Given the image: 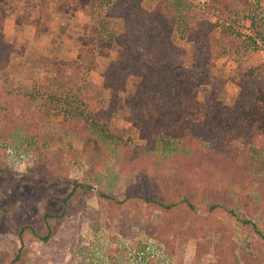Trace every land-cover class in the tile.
I'll return each mask as SVG.
<instances>
[{"label":"rangeland","instance_id":"374dc122","mask_svg":"<svg viewBox=\"0 0 264 264\" xmlns=\"http://www.w3.org/2000/svg\"><path fill=\"white\" fill-rule=\"evenodd\" d=\"M253 1H250L251 12L239 15L230 24L237 34V40L242 44L233 53L221 50L222 54L209 64L206 77L200 78L199 87L188 94L179 95L177 112L182 111L186 120L175 122L167 133L149 128L160 114L156 107L160 106L162 96L147 94L141 108L135 107L133 112L129 107L123 106L121 100L132 94L135 82L128 81L125 93L118 94L120 100L117 101L115 111L110 114L107 125L108 131H116L118 141L106 151L99 164H92L88 160L81 150V141L70 135L59 116H54L50 111L47 116L43 115L44 109H38L40 101L25 105L26 111L19 108H23L22 102L17 104L18 108L12 107L15 109V124H33L27 136L25 133L21 135L23 143L31 144V159L23 165H14L4 158L0 144V170L6 168L5 174L0 176V264H264L263 241L253 232L244 229L237 220L243 217L253 220L264 237V207L256 210L249 208L247 211L240 205L245 196L264 201V183L258 180L264 173L261 169H254V174L251 175L254 178L250 181V175L239 170L229 182L222 181L219 164L223 158L228 159L230 167H236L234 155L239 157L246 149L241 140L232 138L234 134L226 133V129L214 128L205 142V125L198 120L196 114L199 105L211 104V93L215 94V103L226 107L230 105L237 95V89L229 79L232 72L237 67H255L264 63V58L259 53L260 48L254 49L248 45L251 33L247 17L252 14L264 15V0H258L257 8ZM155 2L156 0H143V10H151ZM192 5L200 10L204 21L215 23L214 15L221 22L215 9L205 11V0L203 5H200L199 0H192ZM52 7V3L48 4L45 13L48 34H36L35 41L43 42L44 46L49 43L48 52L51 53L53 37L58 34L65 36L64 43L61 42L55 54L61 60L68 61L75 51L74 36L80 26L92 25L94 20L84 14H76L62 21ZM252 8H255L254 12ZM20 9L21 5L17 4L16 10ZM35 16L36 12L33 11L31 17ZM222 24L229 25L227 21ZM120 25L119 21H113L109 31L117 33ZM218 30L216 29L217 32ZM189 37L188 41L175 40L173 49L184 69L189 67L193 41L196 39L195 34ZM17 55L21 58L23 56L20 52ZM25 56L24 61L16 58L12 64L17 63L19 68L25 69L24 72H27L31 80L30 90L37 84L54 86L46 78L48 74L41 72L48 59L39 58L35 53ZM115 57L116 49L103 53L95 59V63L86 60V63L93 64L95 68L88 80L90 84H93L90 81L99 83L103 80L106 66ZM16 69L10 68L6 75H14ZM69 72L66 71L67 76ZM9 76L4 79L5 83L13 78ZM93 85L99 87L101 84ZM30 90H27V94ZM109 98L108 91L101 93L99 106L103 110L111 109L108 107ZM27 110L32 115L31 120ZM197 121L202 125L200 130L193 125ZM143 127L150 129L148 134L140 132ZM154 130L162 132L165 139H173L172 143H177L179 148L187 145L190 153L192 151L197 154V165L205 171V176L208 173L215 175L210 183L198 185L200 190L194 196L192 210L177 205L168 212H163L146 205L138 198L153 197L159 192L158 187L170 192L175 188V183L157 182L175 175L174 168L177 165L173 163V156L179 154L161 152L160 138ZM147 146L148 149H154V154L159 157V163L162 164L159 173L153 172L151 167H147V176L134 170L117 172L118 161L125 150L141 147L151 152ZM184 150L187 153L186 147ZM238 163L241 168L246 166L241 158H238ZM75 183L88 185L90 189L85 194L76 193L74 198H67L64 202L63 197ZM99 191L124 202L120 206L107 205L103 200L98 201ZM178 194L181 195V191ZM190 194L193 195L192 192ZM212 198L226 210L233 211L236 217L227 213L204 211L203 203L210 202ZM237 201L240 203L237 204ZM44 213H62L60 222L48 223L54 228L52 237L45 243L28 236H23L19 241L15 236L16 231L24 224L33 226L39 234L45 232L41 222V215ZM160 225L170 229L167 239L172 242V251L169 253L166 249L168 255L161 245L147 237L149 231L155 232ZM139 253H142L141 259Z\"/></svg>","mask_w":264,"mask_h":264},{"label":"trees","instance_id":"16d2710c","mask_svg":"<svg viewBox=\"0 0 264 264\" xmlns=\"http://www.w3.org/2000/svg\"><path fill=\"white\" fill-rule=\"evenodd\" d=\"M142 1L0 0V71L7 67L11 51L10 45L3 39L2 25L17 4L21 5V9L20 13L14 16V24L17 27L31 26L41 35L48 34L45 13L50 3L55 14L62 21L71 18L75 12L86 13L94 20L92 25H82L77 32L75 36L77 51L71 61L61 60L55 54L58 46L57 38L60 34L52 40V54L44 70H52L55 78L54 86L36 85L29 94L24 95L23 92H14V87L6 83L5 93L0 97V144L6 161L15 163L20 155L24 156L30 152L31 144L23 143L21 135L25 133L24 135L27 136L33 124L31 122L28 126H18L13 117L15 109L12 107H17L20 102L23 106V108L19 107L21 111H26L25 105H33L40 101L38 109H44V116H47L49 111L54 116H59L70 135L81 141V150L92 164L102 162L106 151L110 150L111 146L114 147L115 142L118 141L116 131H108L107 125L110 114L115 111L117 101L120 100L118 94L125 93L129 80L135 81L132 85V94L121 102L123 106L129 107L131 112L135 107L141 108L147 94L162 96L160 106L156 107L159 108L160 114L155 117L149 128L167 133L175 122L186 120L182 111V113L177 112L180 104L179 95L188 94L199 87L200 78L206 77L209 64L222 54L221 50L231 53L238 50L242 43L237 40V34L230 26L239 15L245 13L248 15L251 12V0H205V11L215 9L218 19L221 20L218 22L215 19V23L212 24L203 20L202 13L192 5V0H156L148 12L143 10ZM253 2L257 8L258 0ZM33 11L36 12L35 18L31 17ZM247 18L251 33L248 45L250 44L249 46L254 49L264 46V15L252 14ZM113 21H119L121 25L117 33L112 34L109 26ZM226 21L229 23L228 26L222 24ZM191 34H195L196 39L193 41L189 67L184 69L173 49L175 40L188 41ZM115 49L116 57L106 66L101 85L97 87L90 84L88 75L93 69V64L89 62ZM86 60L89 62L86 63ZM67 70L70 71L68 76ZM229 79L237 89V95L231 104L226 107L215 103V94L211 93L209 97L211 104L202 103L196 108V114L198 120L205 125V142L214 128L226 129V133L234 134L232 138H239L246 149L239 157L234 155L236 167H230L228 159L223 158L219 164L221 180L227 183L241 170L246 172L247 176L250 175L251 181L254 178L251 176L254 174V169H261L264 173V63L255 67H237ZM103 91L110 93L108 106L110 110H103L99 106ZM27 113L31 120L32 115H29L28 110ZM199 121L193 125L200 130L202 125ZM149 130L143 127L140 132L148 134ZM157 130L154 132L160 138L161 152L179 154L173 156V163L177 165L174 168L175 175L159 179L157 183L172 182L175 183V188L170 192L166 188L158 187L159 192L153 197L138 198H141L146 205L163 212H168L177 205L192 210L194 196L198 195L196 192L200 190L198 185L210 183L215 175L208 173L205 176V171L197 165L196 153L192 151L190 153L187 145L179 148L177 143H172L173 139H165L162 132ZM6 149H11L15 157H8ZM148 150L152 153L141 147H134L131 151L125 150L118 161L117 172L127 173L134 170L147 176V167H151L153 172L159 173L160 169L162 170L159 157L154 154V149ZM238 158L246 164L244 168L239 167ZM5 169L0 170V176L5 174ZM258 180L264 183V174ZM89 189L88 185L75 183L69 193L63 197V201L74 198L76 193L85 194ZM179 191L181 195H177ZM191 192L193 195L190 194ZM97 199L103 200L110 206H120L124 202L111 198L101 191L97 192ZM214 200L212 198L210 202H204L202 209L209 213H227L231 217H236L233 211L226 210ZM239 203L240 201H237V204ZM240 205L247 211L249 208L256 210L264 207V201L245 196L241 199ZM61 220L62 213L58 215L44 213L41 215L44 233L39 234L33 226L24 224L16 231L15 236L19 241L23 236H28L45 243L54 234V228L48 223ZM237 220L244 229L256 234L264 245V237L253 220L248 217ZM166 227L160 225L155 232L149 231L147 237L161 245L167 254V250L169 253L172 251V242L167 239L170 229L167 230Z\"/></svg>","mask_w":264,"mask_h":264},{"label":"crops","instance_id":"0c3cea01","mask_svg":"<svg viewBox=\"0 0 264 264\" xmlns=\"http://www.w3.org/2000/svg\"><path fill=\"white\" fill-rule=\"evenodd\" d=\"M141 6H142V3H141ZM19 13H20V11H17L16 8H15V10L13 12H11L6 17V19L4 20L3 25H2L3 39H4L6 44L10 45L11 51L9 52V57H8L9 58L8 59L9 62H8L7 67L3 71H0V97H1L2 94L5 93L4 90H5V88H6L5 86L7 84H9V85L11 84L14 87V89H15L14 92H23L24 95L27 94V90H30V87H31L30 86V82H31V80H30V77L27 74V72H24L25 69L22 70L21 68H19L17 66V63L12 64L16 58L17 59H21L22 61H24V58H26L25 55H27L28 53L29 54L35 53L37 55V57L43 58V59H46V58L49 59V57L51 55V53L48 52L49 43H46V45L44 46L43 42H41L42 43L41 44V43H38L37 41H35V38H36L35 36H37L36 35L37 33L35 32L33 27H31V26L17 27L14 24V16L16 14H19ZM76 14H80V15L84 14L89 19L91 18L90 15H88L86 13L75 12L74 15H76ZM76 34H75V36H76ZM75 36H74V39H75ZM39 37L41 38V36H39ZM63 37H65V36H61V35L58 36V38H57V44L59 43L58 46L61 45V42L64 43V38ZM54 38L55 37H53V39ZM58 46H57V49H58ZM76 51L77 50L75 48L73 56L70 57V59L68 61H71L72 59H74ZM18 52L23 54L22 58L18 57V55H17ZM109 52H111V51H109ZM69 55H70V53H69ZM41 56H44V57H41ZM96 58H99V56L96 57ZM95 59H94V63L96 62ZM27 61H29V59H27ZM43 66H45V65H43ZM10 68H12V70L17 68L16 69L17 71H16L15 75H12V74H7L6 75V73H8L10 71ZM94 70H95V68H93V70H91L89 72L88 79H91V75L94 72ZM41 72L44 73V74L47 73L48 75H46V78H49L51 80V82H52L50 85H54V83H55L54 79L55 78L53 76L52 70L45 71L44 68H42ZM69 74H70V72H69ZM9 75L13 76V78L11 80L7 81L6 82L7 84H6L4 79L7 76H9ZM40 75H42V74H40ZM102 81L103 80H101L99 83L98 82H94V81H90V82H92L93 84L99 85V84H101ZM39 83H42V82H39ZM37 85L46 86L44 84H37Z\"/></svg>","mask_w":264,"mask_h":264},{"label":"built area","instance_id":"2783aa9c","mask_svg":"<svg viewBox=\"0 0 264 264\" xmlns=\"http://www.w3.org/2000/svg\"><path fill=\"white\" fill-rule=\"evenodd\" d=\"M199 3H200V5H203V0H199ZM213 18L214 19H216V17L213 15ZM213 22H215V20L213 21ZM256 44L257 45H259V43L258 42H256ZM259 53L262 55V57L264 58V46H261L260 47V51H259ZM6 154H7V156L8 157H12V158H14L15 156H14V152L11 150V149H6ZM14 156V157H13ZM16 159V158H15ZM31 159V154L30 153H26L24 156H23V154L22 155H20L17 159H16V162L15 163H13L14 165L16 164V165H18V164H20V165H23L24 164V162H26V161H28V160H30ZM139 256H140V259L142 258V253H139Z\"/></svg>","mask_w":264,"mask_h":264}]
</instances>
